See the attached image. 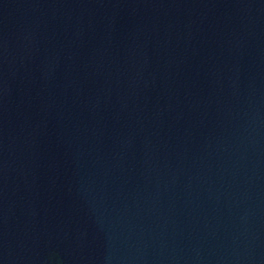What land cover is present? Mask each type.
Returning a JSON list of instances; mask_svg holds the SVG:
<instances>
[{
    "label": "water",
    "instance_id": "1",
    "mask_svg": "<svg viewBox=\"0 0 264 264\" xmlns=\"http://www.w3.org/2000/svg\"><path fill=\"white\" fill-rule=\"evenodd\" d=\"M0 264H264V0H0Z\"/></svg>",
    "mask_w": 264,
    "mask_h": 264
}]
</instances>
